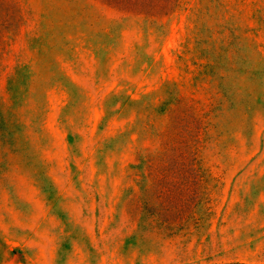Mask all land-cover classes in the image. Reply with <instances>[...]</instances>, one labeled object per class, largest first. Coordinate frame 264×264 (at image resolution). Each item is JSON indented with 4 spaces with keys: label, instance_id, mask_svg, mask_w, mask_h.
Segmentation results:
<instances>
[{
    "label": "rangeland",
    "instance_id": "374dc122",
    "mask_svg": "<svg viewBox=\"0 0 264 264\" xmlns=\"http://www.w3.org/2000/svg\"><path fill=\"white\" fill-rule=\"evenodd\" d=\"M0 264H264V0H0Z\"/></svg>",
    "mask_w": 264,
    "mask_h": 264
}]
</instances>
